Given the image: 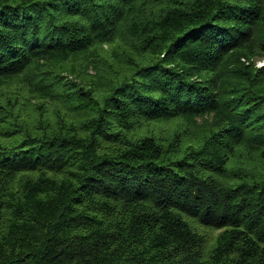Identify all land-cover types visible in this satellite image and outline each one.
<instances>
[{
	"label": "trees",
	"instance_id": "16d2710c",
	"mask_svg": "<svg viewBox=\"0 0 264 264\" xmlns=\"http://www.w3.org/2000/svg\"><path fill=\"white\" fill-rule=\"evenodd\" d=\"M256 58L264 0H0V264H264Z\"/></svg>",
	"mask_w": 264,
	"mask_h": 264
},
{
	"label": "rangeland",
	"instance_id": "374dc122",
	"mask_svg": "<svg viewBox=\"0 0 264 264\" xmlns=\"http://www.w3.org/2000/svg\"><path fill=\"white\" fill-rule=\"evenodd\" d=\"M243 59V58H242ZM264 64V59L263 58H256L254 60V66L255 67H259L262 66Z\"/></svg>",
	"mask_w": 264,
	"mask_h": 264
}]
</instances>
